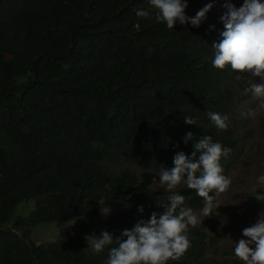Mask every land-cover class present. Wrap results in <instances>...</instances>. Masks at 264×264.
Instances as JSON below:
<instances>
[{
  "label": "trees",
  "instance_id": "1",
  "mask_svg": "<svg viewBox=\"0 0 264 264\" xmlns=\"http://www.w3.org/2000/svg\"><path fill=\"white\" fill-rule=\"evenodd\" d=\"M186 3L188 17L212 3L200 27L177 21L168 29L148 0H0V264H107L123 230L166 206L132 169L115 166L171 169L174 155H191L204 136L232 150L223 168L240 153L231 126L250 94L230 66L211 64L225 0ZM137 10L150 15L138 18ZM208 112L227 115V130ZM6 146L18 151L11 160ZM177 192L184 207L203 208L194 190ZM103 199L125 209L100 222L97 235L107 231L113 243L94 253L66 224L97 216ZM28 201L29 214L12 218ZM53 222L57 240H30V229ZM187 235L188 250L167 264H226L209 255L216 240L203 228Z\"/></svg>",
  "mask_w": 264,
  "mask_h": 264
},
{
  "label": "clouds",
  "instance_id": "2",
  "mask_svg": "<svg viewBox=\"0 0 264 264\" xmlns=\"http://www.w3.org/2000/svg\"><path fill=\"white\" fill-rule=\"evenodd\" d=\"M150 9L156 11L155 19L173 29L177 21L198 28L206 19V13L212 3L205 5L194 17L185 15L186 0H148ZM226 12L220 17L224 30L219 33V40L211 45L213 56L212 67L225 69L230 66L236 73L235 80L246 85L245 93H250L257 101L256 108L250 109L249 116L264 112V0H243L240 7L226 2ZM138 18H148V10H137ZM214 26H210V30ZM252 77H259L260 82L254 83ZM207 116L218 130H227L228 116L216 112H208ZM188 125H197V120L184 116ZM184 143L193 140V134H185ZM193 152L186 155L177 152L173 157L171 169L161 168L159 182L153 179L165 191L166 206L160 204L163 212H153L147 222L140 220L130 230L122 231L115 241L117 247L109 250L107 264H167L176 261L190 247L187 235L189 226L202 224L205 217L216 212L219 204L214 203L220 193L228 190L232 180L224 175L220 164L221 157H228L231 149L214 142L211 136H204L192 144ZM199 153L198 159L196 158ZM257 183L264 185V175L257 178ZM183 185L194 190L198 197L203 198L204 206L197 215L192 208L184 207L186 197L175 191ZM216 193L217 196L210 195ZM215 209V212L213 211ZM101 214H110V207L102 204ZM143 212V206L138 208ZM202 217V218H201ZM238 242H234L233 254L243 264H264V210L260 211L257 221L242 230ZM90 250L102 252L113 243L112 236L102 231L99 236H88Z\"/></svg>",
  "mask_w": 264,
  "mask_h": 264
},
{
  "label": "rangeland",
  "instance_id": "3",
  "mask_svg": "<svg viewBox=\"0 0 264 264\" xmlns=\"http://www.w3.org/2000/svg\"><path fill=\"white\" fill-rule=\"evenodd\" d=\"M233 3L237 8L243 4V0H225ZM254 83H259V77L251 78ZM239 86L244 88L245 84L238 82ZM250 94V93H249ZM250 97L245 101L244 117L239 116L233 126V134L243 140L242 149L239 154L230 158L229 165L224 168V175L231 178L227 191L220 193L214 203L219 207L213 209L215 213L205 217L202 224L196 227L203 228L208 239H215L216 242L208 249L209 255L216 260H223L226 264H243L235 258L233 254L234 242L244 238L242 230L254 224L260 211L264 210V186L257 183V178L264 175V112H258L254 117L249 116L250 109H255L257 101ZM7 157L13 159L18 151L12 146H6ZM128 167L132 169L137 178L149 183L156 197L165 199V191L158 184L153 183V179L159 182L158 173L144 171L137 166L126 163L115 166L116 171ZM183 185L178 186L175 191L181 189ZM104 205L110 207L109 215L101 214V207ZM34 208V202L28 201L21 203L15 210L12 218L17 216L25 217ZM125 209L124 206L114 205L103 199L98 207L97 216L85 215L82 218L73 220L66 224L69 233L80 240L87 248H90L88 236L97 235L100 222L110 216L118 214ZM201 210L194 212L199 215ZM202 218V217H201ZM192 226H189V228ZM188 228V229H189ZM58 239L56 224H39L30 229V240L37 245L53 242Z\"/></svg>",
  "mask_w": 264,
  "mask_h": 264
}]
</instances>
